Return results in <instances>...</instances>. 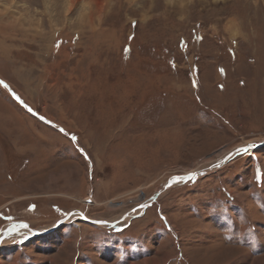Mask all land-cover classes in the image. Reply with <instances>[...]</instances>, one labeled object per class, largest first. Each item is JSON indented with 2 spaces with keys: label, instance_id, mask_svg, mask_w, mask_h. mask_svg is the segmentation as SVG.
Masks as SVG:
<instances>
[{
  "label": "rangeland",
  "instance_id": "374dc122",
  "mask_svg": "<svg viewBox=\"0 0 264 264\" xmlns=\"http://www.w3.org/2000/svg\"><path fill=\"white\" fill-rule=\"evenodd\" d=\"M72 2L0 0V232L17 220L49 229L66 210L51 200L81 205L18 198L45 167L77 165L68 155L78 146L112 177L130 171L112 188L127 181V191L87 215L131 210L161 180L207 173L170 191L178 201L165 213L179 236L149 216L134 228L151 233L144 257L84 246L93 227L69 228L82 219L74 214L66 234L19 224L0 243V264H264V144L234 151L264 141V0ZM133 170L141 183L130 186Z\"/></svg>",
  "mask_w": 264,
  "mask_h": 264
},
{
  "label": "crops",
  "instance_id": "0c3cea01",
  "mask_svg": "<svg viewBox=\"0 0 264 264\" xmlns=\"http://www.w3.org/2000/svg\"><path fill=\"white\" fill-rule=\"evenodd\" d=\"M32 133V132H31ZM44 141H49L47 137H42ZM76 149V148H75ZM94 151V150H93ZM55 153V152H54ZM55 157V156H54ZM68 157L73 160L74 167L65 169L63 164H60L59 166H56L55 168H51L49 166L44 168V172L41 175V178L39 180H34L36 184L38 185L35 189H26V192L23 194H20L18 197L19 199H24L25 197H31V196H37V195H60V196H67L70 197V199L75 201V198H80L83 197V202L81 205H74V206H65L63 203L57 201V200H51L52 202L56 203L57 206L66 207V210L64 211L63 215L60 217H64L69 213L70 211H80L85 217L94 219V220H103L102 218L105 216L107 219L113 220V222H116L117 219L121 218L124 216L126 213L128 215L122 219L121 221L113 224V225H107V224H92L84 221L83 219H80L77 217L76 224H70L69 228H73L75 230H80L81 227H86V229L93 227V233H94V238L89 241V243H85L84 246H88L91 242L93 243V246L96 247L97 249H102L104 247L105 249H112L113 253L117 254L118 252L122 251V254L119 253V255L122 258L123 253L128 256L129 261L133 259L136 260L137 257H144L143 253V247H139L140 243L142 242L141 239H145L147 237L151 236V233H143L138 234L134 228L138 227V224H143V222L147 221L149 217H152V222L154 220L157 221L158 227L162 225L161 228H158L159 232H164L166 235L168 234L171 236L169 231H172V229L177 230V235H178V229L175 228L176 226L172 224V220H170V217L165 213V207L171 205V202H175L178 200H175L176 198H172V188H177L176 186L178 184H182L184 181V184L190 180V178L186 180H179L175 181L170 187H167L165 190H163L152 203H144L143 205H137L134 207H131L130 211H123V212H117V213H111V214H106L107 211L103 210L100 212H95L91 213V215H87L86 213L88 209L94 208V203L100 202V200L107 199V197H110L112 194L114 195H120L121 193L126 192L127 188L129 186V182L121 183L123 185L121 188L120 186V192H112L113 185L115 181L121 182V179L126 176L127 174L130 173V171L122 172L119 171L120 176H113L108 173L106 170L108 167V163L106 160H102L99 158V156L96 154V151L91 152L90 151H85L83 148L78 146V149L74 151L73 154H69ZM51 157H49L50 159ZM48 160V159H47ZM75 160V161H74ZM34 166V165H32ZM37 167V166H36ZM37 168L33 169L34 171ZM84 170V171H83ZM137 170H133L132 173H134L135 178L132 180H129L130 186L133 183L140 184L141 181L140 179L138 180V176L135 173ZM216 171V170H214ZM83 172L84 175V180L81 179L80 174ZM210 172V171H209ZM213 172V170H212ZM175 175H180V174H175ZM182 176V175H181ZM205 176V175H203ZM46 177L49 178L48 181H46ZM174 177V175L172 176ZM170 177V178H172ZM62 178L61 180H58ZM137 178V180H136ZM128 179V178H127ZM32 181H29V184ZM84 182V184H83ZM164 182V180H161V182L154 188V191L159 188ZM10 186V185H9ZM125 189V190H124ZM83 194H82V192ZM11 192V191H10ZM12 193V192H11ZM32 193H35L32 194ZM186 196H189L188 193H186ZM150 198V197H149ZM12 200L16 199L15 194L14 196L11 197ZM178 199V198H177ZM166 200V201H165ZM174 200V201H173ZM79 201V200H76ZM168 201V203H167ZM155 203V204H154ZM153 204V205H151ZM155 205V206H154ZM78 207V208H77ZM68 208V209H67ZM177 208V207H175ZM101 214V215H99ZM106 214V215H105ZM149 216V217H148ZM202 216V215H201ZM72 218V217H70ZM68 219L64 224H62L57 230L58 232H62L63 234H66L68 231V226L65 227L69 222H71V219ZM59 219V220H60ZM57 220V221H59ZM105 220V219H104ZM151 220V219H150ZM56 221V222H57ZM18 223H26L29 225V223L26 220H17ZM55 222V223H56ZM133 222V224H132ZM54 223V224H55ZM52 224V225H54ZM136 224V225H135ZM51 225V226H52ZM49 226V227H51ZM164 229V230H163ZM44 231V230H43ZM53 231V232H55ZM74 232V231H73ZM151 232H157L156 227L153 226V230ZM163 233V234H164ZM150 234V236H149ZM156 234V233H155ZM164 234V235H165ZM165 237L169 239L167 236ZM12 235H10L11 237ZM144 236V238H143ZM179 236V235H178ZM93 240V241H92ZM171 243V241H170ZM173 245V242H172ZM138 248V250H137ZM141 249V250H140ZM103 250V249H102ZM137 252V253H136ZM168 252H164L161 254V252H153L156 256H159L157 259L161 263L166 261L168 262V258L171 253L165 254ZM108 255L107 257H114V259L119 258L120 256H113L109 255V253L103 254ZM166 255V256H165ZM161 258V260H160ZM156 260L153 261L155 263Z\"/></svg>",
  "mask_w": 264,
  "mask_h": 264
},
{
  "label": "water",
  "instance_id": "95a60500",
  "mask_svg": "<svg viewBox=\"0 0 264 264\" xmlns=\"http://www.w3.org/2000/svg\"><path fill=\"white\" fill-rule=\"evenodd\" d=\"M264 144V141L262 142H254V143H252V144H246V145H242V146H239V147H237L236 149H251V148H258V147H260L261 145H263ZM220 166H221V163H220ZM202 174H204L205 175V173H207V172H201ZM181 175H183V174H180V175H174V176H177V178H182V179H173L174 180V182L175 181H179V180H186V179H188L189 177L187 176L188 174H186V175H184V176H181ZM174 182H172V181H167V182H164L159 188H158V190L157 191H155L154 192V194L152 195V197H151V201H154L155 199H156V197L160 194V192L163 190V189H165L167 186H170L171 184H173ZM73 213H79L81 216H82V218H84L83 220L84 221H86V222H88V223H92V224H101V223H103V224H107V225H113V224H115V223H117V222H108V221H104V220H95V221H92L91 219H88L87 217H85V215H83L80 211H70L67 215H65L64 217H62L59 221H57L54 225H52L51 227H50V229L48 230V231H42V232H39V231H37V230H33V229H30L28 226H27V228L29 229V231H31L33 234H35V235H42V234H48L50 231H55V230H57L62 224H64L67 220H68V217H69V215H71V214H73ZM128 215V213H126L124 216H122L121 218H119V220H118V222L119 221H121L122 219H124L126 216ZM15 223V226H11L12 225V223H10L8 226H6V228L4 229V230H2L1 232H0V243H1V241L5 238V237H7L8 235H10L11 233H13V232H16L17 230H16V226H18L19 224H24V223H18V222H14ZM42 233V234H41Z\"/></svg>",
  "mask_w": 264,
  "mask_h": 264
},
{
  "label": "bare ground",
  "instance_id": "6f19581e",
  "mask_svg": "<svg viewBox=\"0 0 264 264\" xmlns=\"http://www.w3.org/2000/svg\"><path fill=\"white\" fill-rule=\"evenodd\" d=\"M77 1V0H76ZM90 1V0H89ZM92 1V0H91ZM104 1V0H103ZM54 3V2H53ZM72 3H74V2H72V0H70V5L72 4ZM87 4H89V3H87ZM69 5V6H70ZM73 5V4H72ZM91 5V4H90ZM90 5H87V7L89 8V9H91L92 8V6H91V8H90ZM102 6V5H101ZM71 7V6H70ZM81 7V6H80ZM103 7V6H102ZM73 8V6L71 7V9ZM84 9H85V7H84ZM94 9H95V7H94ZM66 10H67V8H66ZM83 10V9H82ZM92 10V9H91ZM54 11V10H53ZM88 11V10H87ZM79 12H80V10H79ZM81 13V12H80ZM84 13V12H83ZM82 13V14H83ZM88 13V12H87ZM89 13H90V11H89ZM88 13V14H89ZM92 13H95V12H92ZM91 13V14H92ZM86 14V13H85ZM96 15V14H95ZM92 16V15H91ZM90 16V17H91ZM85 17H87V16H85ZM89 19V18H88ZM93 20V19H92ZM90 21H91V19H90ZM89 22V21H88ZM91 23V22H90ZM88 24V23H87ZM86 27V26H85ZM92 27V26H91ZM86 28H88V27H86ZM234 151H237V149H235ZM227 156V155H226ZM223 164V162H221V165ZM218 167H220V164L218 165ZM200 171H198V172H195V173H189L187 176L188 177H195V176H198V175H204V174H202L201 172L199 173ZM205 173V172H204ZM206 174V173H205ZM182 176H184V175H182ZM176 179H178L177 178V176H176ZM169 182H170V180H169ZM174 182V181H173ZM152 199L150 198V199H148V200H146V204H148V203H150V202H152L151 201ZM145 202V201H144ZM79 215V216H81L79 213H73V214H71V215H69V217L68 218H70L72 215ZM81 218H82V216H81ZM82 219H84V218H82ZM92 220V219H91ZM92 221H95V220H92ZM103 224V223H102ZM23 225H27V224H21V226H23ZM20 225H18V226H16V229H19L18 227H19ZM26 229H27V231L29 232V233H32L31 231H29V229L26 227ZM31 229V228H30ZM49 229H50V227H49ZM49 229H47V228H45V231H48Z\"/></svg>",
  "mask_w": 264,
  "mask_h": 264
},
{
  "label": "snow or ice",
  "instance_id": "6c2138e0",
  "mask_svg": "<svg viewBox=\"0 0 264 264\" xmlns=\"http://www.w3.org/2000/svg\"><path fill=\"white\" fill-rule=\"evenodd\" d=\"M0 84H3V81H0ZM5 87H7L5 85ZM17 99H19V97H17ZM29 111H31V109H29ZM63 131V130H62ZM73 139L75 140L76 138L73 137ZM238 152H241V151H246V149H237ZM191 179V177H189ZM178 179H182V178H178ZM24 227H27V225H23Z\"/></svg>",
  "mask_w": 264,
  "mask_h": 264
},
{
  "label": "built area",
  "instance_id": "2783aa9c",
  "mask_svg": "<svg viewBox=\"0 0 264 264\" xmlns=\"http://www.w3.org/2000/svg\"><path fill=\"white\" fill-rule=\"evenodd\" d=\"M140 195H141V194H140ZM140 195H138L137 198H140ZM141 196H143V195H141ZM125 201H126V200H125ZM125 201L122 202V205H123V206H122V207H119V208H125V206H126V205H125ZM141 202H143V201L141 200L140 202H135V203H133V204H134V205H139ZM124 205H125V206H124ZM115 208H117V207H115Z\"/></svg>",
  "mask_w": 264,
  "mask_h": 264
},
{
  "label": "clouds",
  "instance_id": "9594fccd",
  "mask_svg": "<svg viewBox=\"0 0 264 264\" xmlns=\"http://www.w3.org/2000/svg\"><path fill=\"white\" fill-rule=\"evenodd\" d=\"M144 203H146V201H145V202H144V201L141 202L139 205H143ZM134 206H137V205H134ZM127 211H130V210H127ZM125 212H126V211H125ZM4 229H5V228H4ZM4 229H3V230H4Z\"/></svg>",
  "mask_w": 264,
  "mask_h": 264
}]
</instances>
